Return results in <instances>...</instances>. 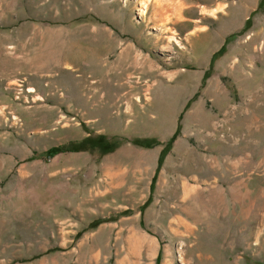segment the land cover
I'll list each match as a JSON object with an SVG mask.
<instances>
[{"label": "rangeland", "instance_id": "374dc122", "mask_svg": "<svg viewBox=\"0 0 264 264\" xmlns=\"http://www.w3.org/2000/svg\"><path fill=\"white\" fill-rule=\"evenodd\" d=\"M0 264H264V0H0Z\"/></svg>", "mask_w": 264, "mask_h": 264}]
</instances>
